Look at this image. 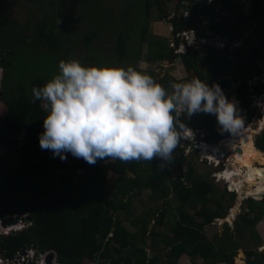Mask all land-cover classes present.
<instances>
[{"label": "trees", "instance_id": "obj_1", "mask_svg": "<svg viewBox=\"0 0 264 264\" xmlns=\"http://www.w3.org/2000/svg\"><path fill=\"white\" fill-rule=\"evenodd\" d=\"M131 1L138 6L143 5L142 17L148 19L151 0ZM219 1L229 13L235 11L230 0ZM180 3L181 0L178 1V7ZM188 6V18L175 14L169 20L173 36L190 27L197 31L199 37H205L210 32L212 35L235 39L242 36L252 21L264 25V10L256 8L254 4L248 18L233 22L229 17H224L220 23L211 21L207 28L201 26L208 15L207 7L196 0H188ZM96 21L99 20L88 21L85 25L87 30L80 37L83 46L91 49L85 64L124 68L132 66L140 71L135 62L143 57L141 46L147 38L148 23L141 25L138 38L132 39L135 45L130 43L131 32L128 27L120 31L125 27L123 25L117 26L110 35L104 34V41H107L108 35L109 38H115V43L103 54L94 48L100 40L101 32L105 30ZM30 24L34 30L27 32L30 26L0 14V68L3 70L0 89V147H16L20 150L15 166H9L6 159L0 157V215L11 213L32 216L31 225L25 229L14 235H0V253L12 256L23 246H33L38 252H54L58 264H83L89 261L95 264L97 257L99 264H181L179 258L183 254L192 258L191 264H235L234 258L240 247H230L225 243L217 246L214 241L207 239L204 232V228L216 218L224 217L221 199L229 191H214L213 183L196 176L189 162L183 173V148L179 145L173 153V161L180 167L179 176L186 179L189 185L181 177L169 178L165 168L159 170V159L150 162L98 159L94 165H90L70 152H66V159L62 160L54 156L51 150L40 147L39 137L44 131L46 112L40 101L32 102V89L42 87L52 78L51 69L45 73L38 68V74L34 72L25 75L18 61L21 58L19 54L46 53L47 64L56 70L59 68L58 58L65 61L74 59V48L72 40L68 37L63 39L66 35L63 33L64 23L57 17L50 18L42 14L41 18ZM254 35L262 37L261 33L253 29L244 44L246 50L257 53L258 49L251 39ZM178 44L176 40L175 45ZM199 45L198 49L178 55L187 72V81L199 78L209 86L215 83L225 87L227 76L234 79L244 77L246 68L240 56L246 53L245 49H237L239 56L233 59L228 49L217 51L209 45ZM148 48L145 59L149 62L176 56L174 48L163 42L158 45L151 42ZM58 52L61 57L57 56ZM38 61L35 67L39 65ZM16 65L18 70L15 69ZM56 71L59 72V69ZM245 88L244 85L237 88L229 99L236 102L239 114L244 119L243 126L256 114ZM256 92H261V88L256 87ZM210 115L209 136L214 140L226 138L229 132L222 133L216 116ZM181 119L185 125L194 127L189 126L191 129L205 125L204 122L199 123L200 120L192 121L186 115ZM254 143L256 148L264 152V129L255 135ZM109 173L116 174L110 182ZM142 189H150L152 198L166 199L172 193L173 202L154 215L152 212L151 217L136 215L132 208V195ZM217 194L221 195L220 199L215 196ZM247 202L252 214L248 212L240 215L241 220L236 222L235 230L250 227L253 237L257 238L256 225L264 214V198L259 204L252 198ZM196 205L199 208L189 215L188 209ZM170 207L175 210V214L168 216ZM172 217L175 218L169 228L171 234H162L157 230L158 226L165 228ZM151 220L153 222L149 226ZM125 222L135 227V231H131ZM227 229L230 227L227 226ZM147 236L150 237L149 245ZM246 254L247 264H264L263 257L254 250H246ZM195 258L201 259V262H196Z\"/></svg>", "mask_w": 264, "mask_h": 264}, {"label": "clouds", "instance_id": "obj_2", "mask_svg": "<svg viewBox=\"0 0 264 264\" xmlns=\"http://www.w3.org/2000/svg\"><path fill=\"white\" fill-rule=\"evenodd\" d=\"M170 88L169 92L151 75L132 66L61 60L58 74L42 87L32 89V102L40 101L46 112L40 147L62 160L70 152L90 165L98 159H159L158 169L163 170L174 160L181 138L190 141L183 135L190 128L182 116L214 114L219 130L229 132L227 137L242 128L244 119L236 102L225 96L219 84L209 86L193 78L173 82ZM254 124L257 128L260 122ZM200 138L204 140L205 134Z\"/></svg>", "mask_w": 264, "mask_h": 264}, {"label": "rangeland", "instance_id": "obj_3", "mask_svg": "<svg viewBox=\"0 0 264 264\" xmlns=\"http://www.w3.org/2000/svg\"><path fill=\"white\" fill-rule=\"evenodd\" d=\"M137 7H140L141 9H138ZM143 9V5L138 6L137 4H133L131 0H0V14L2 13L4 17H10L17 22L25 24L26 26H30V29L27 32H32L31 30H34L32 24L30 23L41 18L42 14H46L50 18L57 17L59 21L64 23L63 25L65 28L63 29V33L66 35L63 39H66V37H68L69 40H72V46L74 48L73 58L75 60H78L81 64H85V60L87 62V59H89L91 54V49L85 48L80 42L81 34L85 30H87V27H85V25L88 24V21L97 19L99 21L96 22L98 24H101L105 28V30L100 34V40L95 43L97 45L94 46L97 51L103 54H106V50L108 51V48L113 47L112 44L115 43V38H109L108 35L112 34L117 26H125L124 28L120 29V31L122 32L125 31L126 27L129 28V32H131L130 43H133V45H135L136 42L132 41V39L138 38L141 30L140 26L147 22V38L141 46V56L143 57H141L142 59L136 61L135 64L143 72L151 75L156 82L160 83L165 87L166 90L170 92V84L173 82H185L187 75L186 72L183 73L182 71L183 67L178 56L171 57L168 60L156 61L155 63L148 62L145 59V56L148 54V46L151 42L156 43L157 45L158 43L163 42L168 46V43L172 39V36L170 40H168V38H165V34L171 35V33H169L170 24L167 22L168 20H158L159 16L163 14V11H161L158 4H150V13L148 19H144L142 17L144 15ZM172 13L173 12L170 11L168 14L172 16ZM157 25L164 26L157 27ZM160 28H164L165 33ZM104 34H108L106 35V37L108 38L107 41L103 40ZM157 40L160 41L158 42ZM23 46L26 45L23 43ZM15 47H17V45ZM45 54L46 53L39 55H28V52L19 54L21 58H18V61L22 65L24 74L28 75L34 72L38 74V72H36V69L38 68L42 69V71L45 73L49 72V70L51 69L50 75L52 77L58 74V71L56 70H58L59 68L57 67V69L54 70V67L48 65V57L45 56ZM57 56L61 57L60 52L57 53ZM28 59H31V61H29ZM37 59H39V65L35 67V62ZM58 59V62H60V59L62 58ZM85 65L90 64L88 63ZM15 69L18 70L17 65L15 66ZM177 70L182 71L181 75ZM2 78L3 71L0 79V89ZM226 97L230 99V95ZM252 104L255 105L257 104V102H253ZM251 107L255 110V113L257 114L256 116H258V114L263 115V113H261L263 112L261 108L252 105ZM1 108L2 106L0 103V112ZM210 116V114L206 113H196L189 117L192 121L200 120L199 123H205V125L195 127L196 129H200L202 132H204L205 141L200 137H197L198 139L194 138L191 133L188 137L186 133H188L189 131L185 130V133H183V135L185 134V137H187V139H191L193 137V144L192 142L186 141L183 138H181L179 143V146L183 148V173L186 172L187 162H189L193 165L196 176H200L201 178H204L207 181L213 183L214 191H229L227 196L221 199L222 209H224L223 212L225 213L224 217L216 218L213 223L207 225L204 228L205 235L207 236V239L214 241L217 246H220L221 243H225L230 247L233 245L239 246L240 248L237 250V254L234 258L235 264H246V250H254L256 254H258L261 258L263 257L264 259V214L262 219L256 225V232L258 234L257 238L253 237L252 229L250 227H247L240 231L235 230L236 222L241 220L240 215L248 212L252 214V211H250L249 209L247 200L249 198H252L254 200H257L259 204L260 201L264 198V193L262 195L257 194L255 196V191L258 188V184L261 185V183H259V180L261 181V179L257 178V180L253 182V184H246L245 191L243 192L246 193V195H243L242 193V196H240V192L238 189V193L232 192L233 190H231L230 187L231 182L229 183V181H226V179L224 180L222 176H218L220 172H225L228 168L230 169V163L234 162L235 166L236 163L238 164V161L233 156H235V153L238 150L237 146L239 144V141H236V143L232 145L231 148L227 149L225 144L227 143L226 140L230 137H226L220 140L212 139L209 136L210 134L208 130ZM263 122L264 120H262L260 123ZM254 123L255 121L246 122L244 127L241 128L238 133H242L244 129H256ZM189 126L190 125H186V127ZM238 133L234 136V139L236 140H238L237 138H240ZM254 134H256V132ZM254 137L255 135L252 136L253 146H255ZM232 140L230 139L231 143L234 141ZM234 147L237 148L236 150L232 151ZM260 153L262 156L261 159L256 161V163L253 164L250 169H248L246 166H243L242 174L244 175V177H256V174L253 173V170H264V152L260 151ZM19 154V148H2L0 156L6 159L9 166H15L18 162ZM165 169L168 173L169 178L175 179L181 177L179 176L180 167L176 161H172L165 167ZM114 177H116V174L109 173V182L112 181ZM181 180H183L186 185H189V182H187V180L183 177H181ZM253 188L254 192H251L253 191ZM215 196L219 199L221 197L220 194H217ZM173 199L174 196L172 193L166 199H161L159 197L152 198L150 189H142L138 193L136 192L132 195V208L134 209L136 215L140 214V216L151 217L152 212L153 215L154 213L159 212L161 208L167 206V204L169 203H172ZM208 205L211 206V204ZM196 208H199V205H196L195 208L188 209V214L192 215ZM235 208L236 211H234ZM172 214H175V210L170 207L168 209L167 215L170 216ZM174 218L175 217L170 218V223L168 225L166 224L165 228L163 226L156 227L157 230L161 231L162 234H171L172 231L169 228ZM152 222L153 220L150 221L149 226L152 225ZM227 226L230 227V229H227ZM128 228L131 231H135V227L128 225ZM149 238L150 237L147 236V244L149 243ZM180 261L182 264H190L192 260H186V258L182 257ZM195 261L201 262V259L195 258ZM83 264L92 263L89 261L84 262Z\"/></svg>", "mask_w": 264, "mask_h": 264}, {"label": "built area", "instance_id": "obj_4", "mask_svg": "<svg viewBox=\"0 0 264 264\" xmlns=\"http://www.w3.org/2000/svg\"><path fill=\"white\" fill-rule=\"evenodd\" d=\"M201 5H205L207 7L208 15L203 19L201 22L202 28H207L211 21L216 23H220L224 17H229V12L223 8V5L218 0H199ZM260 6L264 9V1L261 2ZM185 17L190 16L189 9L185 8L182 10V13ZM244 19L248 18V14L243 16ZM253 29L257 30L261 33L262 37L258 38L257 36H253L251 39L255 42V48L258 49V52L255 53L257 56L255 69L252 74H248L243 78L234 79L231 76H227V86L222 87L221 89L227 95H230L233 91L237 88L244 85V88L249 92V98H251V105L255 107H259L262 109L263 115L254 118L255 123L257 121L261 122V117L264 120V25L259 24L257 21L250 22V26L248 29L242 34L241 37L231 39L225 36L220 35H212L210 32H207V36L199 37L197 36L196 30L191 28L185 31L178 32L175 35V38L179 41V48L176 49L178 52L179 50L185 51L187 47L196 46L198 44H208L209 46L223 51L225 49L230 50L233 54H231V58L236 59L238 56H235V52L237 49L246 48L245 47V39L247 36L251 35ZM174 41L172 43V47H174ZM244 55V54H243ZM1 68H0V78H1ZM256 87L261 88V92H256ZM253 102H257V104H252ZM192 134L194 138H197V135L190 129L187 133L188 137L189 134ZM188 139L193 141L194 138ZM184 138H187L184 136ZM28 214H3L0 215V235H9L12 231L19 232L29 225H31L30 220L21 221L19 220L15 224L5 225L3 223L8 221L10 218L16 216H27ZM17 251L12 256H6L5 253H0V264H47L48 256L53 253L54 257L51 261L52 264H58L56 259V254L52 251L49 252H38L33 246H24Z\"/></svg>", "mask_w": 264, "mask_h": 264}, {"label": "bare ground", "instance_id": "obj_5", "mask_svg": "<svg viewBox=\"0 0 264 264\" xmlns=\"http://www.w3.org/2000/svg\"><path fill=\"white\" fill-rule=\"evenodd\" d=\"M263 125L264 122L260 123V125L258 124V128L256 129H245L242 133H238L240 138H237L238 140L233 139L235 142L239 141V144L237 146L238 150L236 151L235 156H233L238 161V164L236 163L235 166L234 162L230 163V169L228 168L225 172L222 171L220 172V174H218V176H222L224 180L226 179V181H229V183L231 182V190L238 189L240 192V196H242V193L245 191L246 184H253V182H255L257 178L261 179V181L259 180V183H261V185L258 184V188L255 191V196L264 191V170H253V173L256 174V177H244V175L242 174L243 166H246L248 169H250L251 166L262 157L260 150L253 146L252 136H254V133L258 132V130H260ZM231 136L235 135L232 134ZM230 139L232 140V138ZM227 145H229V142H227ZM237 147H234V150H236ZM243 195H246V193H243ZM234 211H236V208Z\"/></svg>", "mask_w": 264, "mask_h": 264}, {"label": "crops", "instance_id": "obj_6", "mask_svg": "<svg viewBox=\"0 0 264 264\" xmlns=\"http://www.w3.org/2000/svg\"><path fill=\"white\" fill-rule=\"evenodd\" d=\"M178 1L179 0H151V2L152 3H154V4H158L159 6H160V9H161V11H163V14L161 15V16H159V18H158V20H168L167 22L170 24V32L169 33H171V35L170 34H165V38H168V40H170V38H171V36H172V39L169 41V43H168V47H169V45H170V47L171 48H174V54H176V56H178L179 54H184L185 52H187V51H189V50H194V49H198V47L200 46L199 44L198 45H196V46H190V47H187L186 49H185V51H183V49L180 51H176V49L177 48H179V44H178V46H174V47H172V43H173V41H174V44H175V41L177 40L176 38H175V36H173V34H172V25H171V23L169 22V20L175 15V14H179V15H182L184 18H188V17H185L183 14H181L182 13V10H184L185 8H187V9H189V6H188V0H181V5L178 7ZM195 1V0H194ZM196 1H198L199 2V0H196ZM219 1V0H218ZM231 2H232V5L234 6V10L235 11H232L231 13H229V18H230V20H232L233 22H238L239 21V19L241 20V18H243V16L244 15H246V14H248V15H250L249 13L251 12V8H252V4H254L255 5V7L256 8H259V9H263L261 6H260V4H261V2L262 1H264V0H230ZM221 2V1H220ZM222 3V2H221ZM184 4V5H183ZM153 5V4H152ZM170 10H169V9ZM172 9V10H171ZM168 10H169V12L170 11H172L173 13H172V16H170V14H168L169 12H168ZM264 10V9H263ZM160 12V11H159ZM165 15H167L166 17H163V16H165ZM244 19V18H243ZM158 26H164V25H157V27ZM160 29H162V31L165 33V30H164V28H160ZM168 29V30H169ZM187 29H191L190 27H188V28H186L185 30H187ZM185 30H182V31H185ZM160 32V31H159ZM181 32V31H180ZM197 32V31H196ZM148 33V32H147ZM176 35V34H175ZM198 36V35H197ZM158 42L160 41V40H157ZM179 42V41H178ZM206 45H208V44H206ZM207 47H209V46H207ZM211 47V46H210ZM211 48H213V47H211ZM213 49H215V48H213ZM245 49V52L246 53H244V54H252V55H256L255 53H252V52H250V51H248V50H246V48H244ZM215 50H217V49H215ZM217 51H219V50H217ZM231 54H232V52H231ZM235 56H239V53L236 51V54H235ZM242 56H245V55H241L240 57H242ZM179 57V56H178ZM241 60V59H240ZM149 62V61H148ZM156 61H154L153 63H155ZM182 64V63H181ZM138 67V66H137ZM182 67H183V65H182ZM139 68V67H138ZM184 68V67H183ZM182 68V71H183V73L184 72H186L185 71V69H183ZM140 69V68H139ZM254 69L255 68H253V69H251V71H247V70H245V74L246 75H248V74H252L253 72H254ZM140 71H142L141 69H140ZM178 71V73L181 75V73H182V71H180V70H177ZM244 74V76H246ZM186 75H187V72H186ZM185 75V76H186ZM186 80V79H185ZM187 81V80H186ZM222 88V87H221ZM225 94V93H224ZM225 95H227V94H225ZM256 116V115H255ZM250 121H254V119H251ZM255 125V124H254ZM260 125V124H259ZM244 127V126H243ZM242 127V128H243ZM189 128V127H188ZM257 128H258V126H257ZM263 128V127H262ZM261 128V129H262ZM191 129V128H190ZM186 130H188V129H186ZM193 132H194V134L195 135H198V136H200L201 137V135H203L204 134V132H202L200 129L198 130V129H191ZM245 130V129H244ZM189 131V130H188ZM231 134V133H230ZM230 138H232V139H234V136H229ZM230 138L229 139H227V141H230ZM233 141V140H232ZM231 146H232V144H231ZM126 223V222H125ZM127 224V223H126ZM128 226V225H127ZM132 231H134V230H132ZM149 241H150V239H149ZM148 245H149V243H148ZM182 257H184V258H186V260H188V259H191L192 260V258L190 257V256H188V255H186V254H183L180 258H179V263H181V258ZM182 264V263H181ZM190 264H191V262H190Z\"/></svg>", "mask_w": 264, "mask_h": 264}, {"label": "water", "instance_id": "obj_7", "mask_svg": "<svg viewBox=\"0 0 264 264\" xmlns=\"http://www.w3.org/2000/svg\"><path fill=\"white\" fill-rule=\"evenodd\" d=\"M256 60H257V56L256 55H252V54H247L245 56H242L241 57V61L244 65V67L246 68L247 71H251V69H253L255 67V64H256ZM259 133V132H256V134ZM254 134V135H256ZM32 219V216L31 215H27V216H16V217H13V218H10L8 221H5L3 223V226L5 225H11V224H15L17 223L19 220L21 221H25V220H31ZM16 232L15 231H12L11 234H15ZM25 247L23 246V249ZM53 257H54V254L51 253L48 258H47V264H52L51 261L53 260ZM100 260H99V257L96 258L95 260V264H99ZM246 264H247V259H246Z\"/></svg>", "mask_w": 264, "mask_h": 264}, {"label": "flooded vegetation", "instance_id": "obj_8", "mask_svg": "<svg viewBox=\"0 0 264 264\" xmlns=\"http://www.w3.org/2000/svg\"><path fill=\"white\" fill-rule=\"evenodd\" d=\"M227 141V140H226ZM227 142H229V145H227V143L225 144L226 145V147H227V149L228 148H231V142L230 141H227ZM236 142L235 141H233L232 142V145H234ZM232 151H234V149H232ZM230 187L232 188V184L230 183ZM234 188H236V187H234ZM251 192H254V188H253V191H251Z\"/></svg>", "mask_w": 264, "mask_h": 264}]
</instances>
